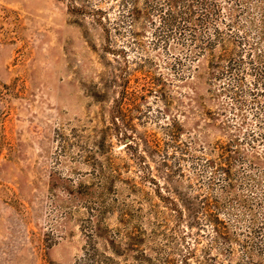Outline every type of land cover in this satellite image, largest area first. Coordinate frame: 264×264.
Returning a JSON list of instances; mask_svg holds the SVG:
<instances>
[{
	"label": "rangeland",
	"instance_id": "obj_1",
	"mask_svg": "<svg viewBox=\"0 0 264 264\" xmlns=\"http://www.w3.org/2000/svg\"><path fill=\"white\" fill-rule=\"evenodd\" d=\"M250 259L264 0H0V264Z\"/></svg>",
	"mask_w": 264,
	"mask_h": 264
},
{
	"label": "trees",
	"instance_id": "obj_2",
	"mask_svg": "<svg viewBox=\"0 0 264 264\" xmlns=\"http://www.w3.org/2000/svg\"><path fill=\"white\" fill-rule=\"evenodd\" d=\"M116 112L120 113L121 115L119 114V115H115L114 116V119H113L114 120V124H117L118 117H121L122 120H125V118L123 117V115H122V113L120 111H116ZM124 138H130L131 143L127 144L129 146L136 140L135 135L128 134L127 132L124 133ZM221 170L223 172H225V175L226 174H230V171H231L230 163H227V165H222ZM228 186L231 187L230 182L228 183ZM214 218H216L215 219V224L217 223V225H216L215 229H216V231L218 233V236L220 238L228 240L230 238V236L227 233V231L225 230L226 229V224L223 221H221L218 216H214ZM184 263L185 264H191L188 261H184ZM247 264H264V259H262V260L250 259V261Z\"/></svg>",
	"mask_w": 264,
	"mask_h": 264
}]
</instances>
